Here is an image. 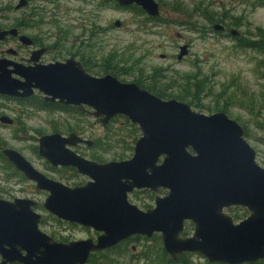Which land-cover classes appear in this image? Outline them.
<instances>
[{"label": "water", "instance_id": "1", "mask_svg": "<svg viewBox=\"0 0 264 264\" xmlns=\"http://www.w3.org/2000/svg\"><path fill=\"white\" fill-rule=\"evenodd\" d=\"M115 1L119 6L134 4L148 17L159 16L153 0ZM24 5L20 0L15 9ZM118 25L116 21L114 26ZM222 29L212 27L214 32ZM15 35L14 29L0 30V41ZM18 41L22 46L31 44L26 36ZM42 53L43 49L32 53L31 66L0 59V96L24 99L36 90L44 101L92 109L101 127L122 116L136 126L139 137L128 160L96 163L71 150L92 144L74 133L39 136V158L87 177L82 186L73 188L45 177L16 151L2 149V157L35 190L47 193L44 211L101 234L94 242H55L39 231L40 216L32 211L35 202L0 200V264H85L91 252L133 235L150 238L153 233L160 234L162 248L172 260L182 252L199 253L208 263L217 264L264 259V163L262 167L255 163L254 151L233 120L223 112L203 115L175 99L161 100L110 75L89 76L72 59L35 64ZM186 55L187 46H179L176 61ZM0 124L8 126L11 119L1 116ZM159 189L166 194L154 198L152 209L140 211L126 201L133 190L155 193ZM230 207L242 208L247 215L233 224L222 212ZM184 221L193 225V232L180 239Z\"/></svg>", "mask_w": 264, "mask_h": 264}, {"label": "rangeland", "instance_id": "2", "mask_svg": "<svg viewBox=\"0 0 264 264\" xmlns=\"http://www.w3.org/2000/svg\"><path fill=\"white\" fill-rule=\"evenodd\" d=\"M17 1L0 0V27L23 24L26 27L22 33L35 38L42 45L43 35L47 44L55 42L53 40L58 39L56 36L62 35L65 39L60 42L63 50L75 45L80 52L84 50L91 57L90 63L86 65L91 68H86L87 74L91 76L110 74L105 73L104 68L114 67L118 75H110L119 82L133 83L144 90L145 87L135 81L142 85L167 86L173 96L182 92V77L201 82L197 100L205 109H196L187 102L183 103L203 115L223 112L243 130V139L254 151L255 163L262 166L264 68L261 64L264 55L241 46L236 47V39H243L241 44L244 45L247 41L264 36V0H155L160 8L159 18L165 21L157 24L133 11H116L108 7L107 10H97L94 8L97 0H27L26 7L14 10ZM60 6L67 15L61 13ZM65 10L72 12L67 13ZM116 21L119 27L114 26ZM214 25L221 26L225 31L214 32ZM230 32L235 33L232 35L234 37ZM183 44L188 46V53L176 61L178 46ZM12 45L11 48L16 47ZM86 45L90 46L88 50H85ZM81 46L84 48L81 49ZM0 49L7 48L0 45ZM25 54L22 52V56ZM187 89L189 93L191 90ZM2 115L15 122L10 126L0 125V150L9 148L16 151L45 177L69 187L82 185L88 179L70 169L49 170L46 162L36 154L39 136L53 132L66 136L74 132L83 139L96 142L92 148L78 146L71 150L98 163L128 159L132 155V138L136 140L139 137L137 130L135 135L131 133L130 138H126L130 130L129 122L126 120V123L121 116L115 117L106 127H101L86 115L72 114L74 118H83V124L76 125L64 114L37 112L0 98ZM124 143H130V150L126 149ZM10 168L0 161V199L10 201L14 198H30L38 202L39 206L34 211L42 219L38 229L55 240H77L91 236L89 232L63 227L55 222L40 206L44 194L14 175ZM127 201L140 210L153 206L152 197L140 192L128 195ZM225 213L235 223L247 215L242 210H227ZM186 232L189 235L190 229H186ZM153 237L149 240L134 239L126 247L128 252L125 259L116 256L121 251L118 248L104 254L99 263L97 261L101 258L97 257L90 264H105L107 260L125 264L132 256V252H129L131 246L134 247L132 254L135 257H143L128 264H170L167 256L160 251V242ZM181 263L207 264L200 255H189Z\"/></svg>", "mask_w": 264, "mask_h": 264}, {"label": "flooded vegetation", "instance_id": "3", "mask_svg": "<svg viewBox=\"0 0 264 264\" xmlns=\"http://www.w3.org/2000/svg\"><path fill=\"white\" fill-rule=\"evenodd\" d=\"M20 0L17 1L16 5L18 4ZM25 1V5L19 9H22L24 7H26L27 5V0H24ZM81 2H85V0H80ZM155 2V0H153ZM93 3V2H92ZM158 6V10H159V15H160V8H159V5L157 2H155ZM15 5V6H16ZM15 6L13 7L14 10H19V9H15ZM59 6V4H58ZM107 7L108 8H113L114 10L116 11H133V12H139L141 13L142 16H144V18L148 21H150L149 18L151 17H148L146 13H144L139 7H137L136 5L134 4H131V5H128V6H119L115 0H97V2L95 3L94 5V8L97 9V10H107ZM60 11L61 13L64 14V11H63V7L60 6ZM78 11V10H76ZM92 11V10H91ZM90 11V12H91ZM65 12L69 13V12H72L71 10H65ZM74 12V10H73ZM64 15H67V14H64ZM94 18V14L92 15V19ZM151 22H155L156 24L159 23V22H162L164 23L165 21L160 19L159 16L154 18V21H151ZM120 24L118 26H115V27H119ZM26 26H24L23 24H20V25H14L12 27H7V28H3V27H0V30L1 31H6V30H9V29H14L16 31V35L11 37V36H7L5 37L2 41H0V45H3L5 46L7 49L3 50V49H0V59H5V60H9V61H12L14 63H17V64H20L22 66H31L32 65V62L29 61L31 55L33 52L39 50V49H43V53L38 57V59L35 61V64L37 65H48V64H52V63H55V62H58V63H64L66 60H69V59H72L74 62H77L80 64L81 68L84 70V72L87 74V69H91L89 68L88 66V63H90V59L91 57L89 55H86L84 50L83 52H80L79 50V47L78 48H75V45H73L71 48H68V50H63L62 46H61V43L62 41H64V37L62 35H58L56 36V40H53L55 42H52L51 44H47L46 42H48L46 39H45V35H43V45L42 43L40 42H36V39L35 38H29L28 36H26L25 34L22 33V30L23 28H25ZM225 31L224 30H221L220 32H223ZM62 31H59V33H61ZM230 34V33H229ZM93 35V34H90V36ZM19 36H26L28 37L30 40H31V44L29 46H22L19 41H18V37ZM234 37V36H232ZM11 43V44H9ZM7 44V45H6ZM12 44H14V48H11V46H13ZM183 45H186V44H183ZM187 46V45H186ZM86 49L85 50H88V48L90 46L86 45L85 46ZM84 48L83 46H81V49ZM179 48V46H178ZM70 49V50H69ZM7 51H12L13 53L11 54H7L6 52ZM22 52H26L25 56H22ZM187 53H188V46H187ZM43 59V60H42ZM108 69H106L107 71ZM89 75V74H88ZM105 75H110V74H105ZM91 76V75H89ZM104 76V75H103ZM111 76V75H110ZM14 77V76H13ZM94 77V76H92ZM102 77V76H101ZM113 77V76H112ZM0 98H4L6 100H10V101H13V102H16L17 104H22V105H25L27 108L29 109H32L34 111H37V112H44V113H59V114H64L65 116L69 117L70 119H72V121L74 122V124L76 125H82L83 122H82V117L81 119L76 118V120H74L75 118L72 117V114H76V112L82 114V115H86L88 116L89 118H91L93 121L95 122H98L92 115H91V112H92V109L90 108H87L86 106H81V108H78L76 106H70V105H63V104H60L58 103L57 101H54V102H49V101H44V96L41 95L40 93H38L36 90L33 91V94L28 97V98H24V99H20V98H6V97H3V96H0ZM73 114V115H74ZM3 116V115H2ZM74 116H77V115H74ZM1 117V116H0ZM6 117V116H5ZM115 117H118V116H115ZM114 117V118H115ZM122 117V116H121ZM8 118V117H7ZM124 118V117H123ZM10 119V118H9ZM113 119V118H112ZM111 119V120H112ZM126 119V118H124ZM110 120V121H111ZM127 120V119H126ZM110 121L108 122V124L110 123ZM15 122V120L11 119V124L12 125L13 123ZM99 123V122H98ZM107 124V125H108ZM130 124V123H129ZM2 125V124H0ZM8 125V126H10ZM106 125V126H107ZM3 126H7V125H3ZM105 126V127H106ZM134 126V125H133ZM136 127V126H135ZM137 129V128H136ZM53 133H56V132H53ZM69 133H74V132H69ZM67 133L66 136L69 134ZM75 134V133H74ZM77 135V134H76ZM62 136V135H61ZM66 136H63V137H66ZM78 137H80L81 139H83L81 136L77 135ZM83 140H86V139H83ZM87 141H90V140H87ZM92 144L91 146L87 147L85 145H77L76 147L78 146H84L86 148H92L94 147L93 145V142L90 141ZM135 142V141H134ZM134 144V143H133ZM75 148V147H74ZM133 148V146H132ZM4 149V148H3ZM2 150V149H1ZM0 150V151H1ZM74 152V151H73ZM75 153V152H74ZM76 154V153H75ZM1 155V153H0ZM78 155V154H77ZM79 156V155H78ZM2 157V155H1ZM23 157V156H22ZM38 157V156H37ZM81 157V156H80ZM3 158V157H2ZM24 158V157H23ZM83 158V157H82ZM130 158V157H129ZM128 158V159H129ZM255 158V156H254ZM4 159V158H3ZM25 159V158H24ZM85 159V158H84ZM126 159V160H128ZM5 160V159H4ZM26 160V159H25ZM88 160V159H86ZM6 161V160H5ZM27 161V160H26ZM88 161H92V160H88ZM121 161H124V160H121ZM255 161V160H254ZM7 162V161H6ZM28 162V161H27ZM95 162V161H94ZM159 162V161H158ZM8 163V162H7ZM29 163V162H28ZM98 163V162H96ZM264 163V162H263ZM263 163H262V166H263ZM9 164V163H8ZM30 164V163H29ZM49 167H47L49 170H55V168L63 171L65 169H70V171H74L73 168H69V167H52L50 166L48 163H46ZM31 165V164H30ZM9 166L11 167V171L13 172L14 175L18 176L19 178L23 179L24 181L30 183L33 185V188H34V184L30 181H27L25 180L22 175L17 172L10 164ZM32 166V165H31ZM259 166V165H258ZM262 166H259V167H262ZM35 169V168H34ZM36 170V169H35ZM39 172V171H38ZM41 173V172H40ZM76 173V172H75ZM42 174V173H41ZM77 174V173H76ZM52 180V179H51ZM55 181V180H54ZM58 182V181H57ZM87 182V181H86ZM83 185V184H82ZM82 185H76V186H66V187H69V188H73V187H78V186H82ZM35 190V188H34ZM37 191V190H35ZM37 192H41L42 195L44 194V199L47 195V193L43 192V191H37ZM133 192H140L141 194H147L149 196L152 197V203H153V206L151 208H146L145 210H140L138 209L135 205V206L138 210L140 211H146V210H149V209H152L154 207V198L155 197H164L165 194H166V190H162V189H159L157 192L153 193V192H150V191H144V190H133L132 192L128 193L126 195V201H127V196L130 195L131 193ZM14 199H28V200H31L33 202H35L34 200L30 199V198H14ZM0 200H3V199H0ZM13 200V199H12ZM10 200V201H12ZM4 201H9V200H4ZM128 202V201H127ZM36 203V207L32 208V211L34 212L36 210V208L39 206V203L38 202H35ZM129 203V202H128ZM43 204V202H42ZM42 204L40 203V206L41 208L43 209L42 207ZM130 204V203H129ZM132 205V204H131ZM232 211V210H242V211H245L244 209L242 208H239V207H230L228 209H225L223 210L222 212L225 213V211ZM245 213L247 214V212L245 211ZM37 214V213H36ZM226 214V213H225ZM227 216H229L228 214H226ZM246 216V215H245ZM244 216V218H245ZM232 220V223L233 224H236L233 220V218L231 216H229ZM55 222L61 224V225H64L63 227H71V228H78L80 230H83V231H86V232H89L91 233V236L89 237H85L83 239H77V240H65V239H62V240H55L54 238H52L51 236L47 235L48 237H50L53 241L55 242H59V243H68V242H72V241H79V240H86V239H90L91 241H95V239L101 234L100 232H95L94 230L90 229V228H85V227H82L80 225H77V224H71V223H67V222H64V221H61V220H58L54 217H51ZM42 222V219H41V216H40V220H39V223ZM240 222V221H239ZM38 223V225H39ZM238 223V222H237ZM186 229H190V234L187 235V232H186ZM192 232H193V225L189 222V221H184L182 223V229H181V232L179 233L178 237L180 239H185V238H188L192 235ZM43 233V232H42ZM154 236V237H153ZM160 234L159 233H153L151 235L150 238H145L144 236H141V235H133V236H130V237H127L126 239L124 240H121L119 241L117 244H115L114 246L110 247V248H106V249H103V250H98V251H94V252H91L89 253L88 255V258H87V261L85 264H90L92 262V260L96 259L97 257H100L101 259L99 261H97L98 263L104 258V254H107L115 249H121V251L116 255V256H119V257H122L125 259V257H127V252L128 250L126 249L127 245L129 243H131L134 239H140V240H149V239H153L156 238L158 239V241L160 242V246H161V250L163 252V254H165L168 258V261H170L171 263L170 264H182V260H184L185 257L189 256V255H200L199 253H196V252H182L180 254H178L175 258V260H172L163 250L162 248V243L160 241V238H159ZM129 252L133 253L134 252V247L131 246L129 248ZM131 253L132 256H130L129 260L127 261V263L125 264H128L130 262H134L136 259L139 258H142L143 255H140V256H137L135 257L133 254ZM202 256V255H200ZM203 257V256H202ZM204 258V257H203ZM205 259V258H204ZM1 260V258H0ZM205 262L207 264H217V263H208L207 260L205 259ZM264 263V259L263 260H259L255 263H252V264H260V263ZM6 264H17V263H6ZM102 264V263H101ZM105 264H118L117 262H115L114 260H110V261H106ZM119 264H122V263H119Z\"/></svg>", "mask_w": 264, "mask_h": 264}, {"label": "trees", "instance_id": "4", "mask_svg": "<svg viewBox=\"0 0 264 264\" xmlns=\"http://www.w3.org/2000/svg\"><path fill=\"white\" fill-rule=\"evenodd\" d=\"M137 13L139 15H141V13H139V12H137ZM149 19H150V21H154V18H149ZM236 40H237L236 41V47L247 48V49H250L252 51H256L257 53H259L261 55H264V36L257 38V40H251V41L246 40L247 43H245L244 45L241 44L242 43L241 41H243V39H236ZM261 67L264 68V60L261 64ZM106 69H108V70L106 71ZM115 69L116 68H114V67H111V68L106 67V68H104V72L105 73L108 72V73L113 74V75L114 74L118 75V73L115 72ZM154 75H156V73H154ZM181 80L183 81L182 92L179 94H176L175 96H173L172 94L169 93V91L167 90V88H168L167 86H156L154 84L142 85L141 82H138V81H135V82L137 84H139L141 87H143V88L145 87V89L149 93L153 94L154 96H157L158 98L166 99V100L174 98L175 100L180 101V102H187L189 105H191L192 107H194L196 109H200V110L205 109L199 105L198 100H197L198 99L197 93L201 90V86H200L201 82H199V81L192 82V80H194V79L193 78L191 79L187 76L182 77ZM187 88H189L191 90L189 93H187V91H188ZM189 95H191L190 99L188 98ZM74 115H80L81 116L82 114L76 112V114H74ZM114 119L115 118H113L110 122H112ZM125 121H126V119H125ZM126 123H127V121H126ZM128 126H129L130 130H129V134L126 136V138H130L131 133H133V135H135L137 132V129L135 126H133L131 124L130 125L128 124ZM244 136L246 137V131L244 132ZM132 141L133 142L135 141V137L132 138ZM93 144H94L93 146H96V142H94ZM124 144H125L126 149L130 150V147H131L130 143H124ZM0 161L4 162L10 168L9 164L6 163V161L1 157V155H0ZM168 263H171V262L168 261ZM260 264H264V263L262 262Z\"/></svg>", "mask_w": 264, "mask_h": 264}]
</instances>
